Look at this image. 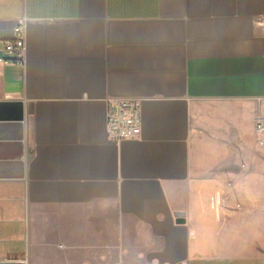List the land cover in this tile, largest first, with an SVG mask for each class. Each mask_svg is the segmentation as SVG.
<instances>
[{
	"label": "crops",
	"instance_id": "1",
	"mask_svg": "<svg viewBox=\"0 0 264 264\" xmlns=\"http://www.w3.org/2000/svg\"><path fill=\"white\" fill-rule=\"evenodd\" d=\"M115 98L138 137L109 138ZM256 118L264 0H0V264H264V220L230 223Z\"/></svg>",
	"mask_w": 264,
	"mask_h": 264
},
{
	"label": "built area",
	"instance_id": "2",
	"mask_svg": "<svg viewBox=\"0 0 264 264\" xmlns=\"http://www.w3.org/2000/svg\"><path fill=\"white\" fill-rule=\"evenodd\" d=\"M26 17H20L10 38L2 40L4 50L9 55H16L13 61L21 62L25 52V32ZM4 62H10V58L3 59ZM142 117L140 103L130 98H115L113 108L107 113L106 130L109 138L121 141L125 139L136 138L141 133ZM254 132L257 136L259 145H264V120L256 118L254 122ZM115 264H121L116 262Z\"/></svg>",
	"mask_w": 264,
	"mask_h": 264
},
{
	"label": "rangeland",
	"instance_id": "3",
	"mask_svg": "<svg viewBox=\"0 0 264 264\" xmlns=\"http://www.w3.org/2000/svg\"><path fill=\"white\" fill-rule=\"evenodd\" d=\"M260 147L261 148L256 146L253 147V154L264 155V146ZM251 181V183H248V186L253 189V192L251 194L247 193L249 191H246L245 181L243 179L241 180V182H238L236 184V193L230 196V199L234 200L233 208L235 211L230 216V223L231 226L234 227L233 234L235 235L245 234V230H248L250 228V223H261V220H264V193L261 191V188H264V173L262 174L261 170H257V172L253 176V180ZM245 201H247V210L245 208ZM254 229L260 230V228L258 227H255ZM255 240L256 239H254V242L252 244L257 246L256 248H253V251H263L264 243H261L262 236H259V238L257 239L258 241ZM47 254L50 258H42L38 260V264H52L51 244ZM115 261H118V259L114 257H109V260L106 262L101 258L97 259L96 264H114Z\"/></svg>",
	"mask_w": 264,
	"mask_h": 264
}]
</instances>
